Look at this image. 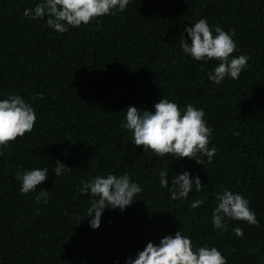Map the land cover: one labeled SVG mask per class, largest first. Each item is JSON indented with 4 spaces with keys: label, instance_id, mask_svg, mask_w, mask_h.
Segmentation results:
<instances>
[{
    "label": "trees",
    "instance_id": "obj_1",
    "mask_svg": "<svg viewBox=\"0 0 264 264\" xmlns=\"http://www.w3.org/2000/svg\"><path fill=\"white\" fill-rule=\"evenodd\" d=\"M37 2L0 0V98L19 94L37 114L31 132L0 147V264H125L180 229L196 246L218 247L227 264H264V0H130L124 12L64 34L23 16ZM199 18L235 30L232 55L249 57L239 79L214 84L206 73L218 61L182 52L183 27ZM161 96L204 109L209 147L217 149L211 163L160 158L132 144L124 110L152 108ZM57 159L71 168L59 177L51 172ZM181 166L202 187L176 200L158 172L169 170L171 186ZM36 167L50 170L40 185L47 203L21 194L15 179ZM109 172L128 173L143 191L123 212L105 209L93 230L92 197L80 186ZM224 188L250 201L259 227L229 220L227 232L213 229L214 194ZM201 198L203 205L189 206Z\"/></svg>",
    "mask_w": 264,
    "mask_h": 264
},
{
    "label": "clouds",
    "instance_id": "obj_2",
    "mask_svg": "<svg viewBox=\"0 0 264 264\" xmlns=\"http://www.w3.org/2000/svg\"><path fill=\"white\" fill-rule=\"evenodd\" d=\"M129 3L130 0H38L34 7L24 9L23 16L30 20L45 19L48 28L64 34L92 21L99 23L98 18L105 15L122 13ZM191 22V26L183 27L178 38L182 52L197 62L206 64L213 59L218 61L206 73L208 80L214 84H222L227 78L239 79L248 68L249 57L246 54L232 55L237 49L235 30H225L218 24L210 25L206 18ZM124 112L122 127L131 133L132 144L143 146L144 152L151 151L160 158L194 159L201 165L205 162L202 157L211 163L217 152L215 146L209 147L213 129L205 119L203 108L191 103L181 108L175 100L161 96L152 108L140 109L129 105ZM36 120L32 103L21 95L10 93L0 98V147L7 148L17 138L31 132ZM70 170L57 159L51 172L59 177ZM49 172L48 167L16 171L15 179L20 184V193H36L37 203H47L49 191L40 185L47 180ZM158 178L160 187L168 188L172 199L187 198L193 188L196 192L201 191L200 177H193L183 166L180 172L171 176V186L169 170L160 169ZM38 187L40 190L37 192ZM142 191L141 185L126 172L119 175L109 172L83 181L81 194L92 197L87 209L89 227L95 230L101 226L105 209L125 211ZM214 195L216 203L211 213L214 230L227 232L229 220L245 221L259 227L250 201L241 193L224 188ZM204 203L205 199L201 198L192 201L189 206L196 209ZM33 211L39 215L38 208ZM233 232L237 238L244 235L239 226L234 227ZM115 264H119V261ZM125 264H227V258L214 245H194L192 238L180 229L163 236L158 243L149 241L134 258L127 257Z\"/></svg>",
    "mask_w": 264,
    "mask_h": 264
}]
</instances>
